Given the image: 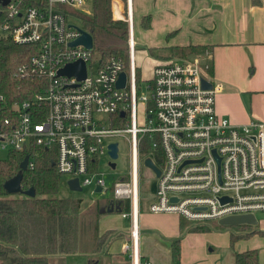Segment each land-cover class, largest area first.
I'll list each match as a JSON object with an SVG mask.
<instances>
[{
  "label": "built area",
  "instance_id": "obj_1",
  "mask_svg": "<svg viewBox=\"0 0 264 264\" xmlns=\"http://www.w3.org/2000/svg\"><path fill=\"white\" fill-rule=\"evenodd\" d=\"M33 1L34 5H26V0L0 3V36L34 47L21 72L44 81L39 93L16 102L15 115L3 120L0 147L29 153L28 168L34 167L32 157L38 150L51 149L56 152L59 173L78 178L82 188L92 186L98 193L100 186V193H105L108 188L99 163L113 143L105 138L129 134L130 172L115 182L110 198L129 203V210L122 214L130 218L132 230L123 251L131 264H153L140 249V170L146 158L160 169V175L151 169L158 180L151 212L176 213L195 225L232 215H264V122L235 125L219 116L216 95L221 86L205 88L201 68L194 62L158 64L148 84L151 95H140L133 0H126L127 62L116 56L94 59V48L71 45L81 36L78 28L82 27L69 18L81 17L79 11L89 0ZM77 61L86 63L84 79L60 74ZM123 71L127 81L120 88L117 82ZM149 101L153 113L147 109ZM140 102L145 124L138 120ZM143 135L153 138L156 149L144 159L140 154Z\"/></svg>",
  "mask_w": 264,
  "mask_h": 264
},
{
  "label": "crops",
  "instance_id": "obj_2",
  "mask_svg": "<svg viewBox=\"0 0 264 264\" xmlns=\"http://www.w3.org/2000/svg\"><path fill=\"white\" fill-rule=\"evenodd\" d=\"M132 4L135 62L142 82L152 79L160 63L194 62L205 79L221 86L216 95L219 116L235 125L264 122V0H133ZM145 16L151 17L148 27L143 24ZM183 223L176 213H154L141 204L142 257L153 264H174L172 242L181 238L180 264H235L236 252L251 249L258 250L259 264H264V234L259 232H264L263 214L258 224L244 229L254 232L233 244L229 231H191ZM98 227L100 235L111 232L103 248L95 252L93 239L87 238L85 252L67 255L65 262L131 264L123 251L131 238L130 218L120 211L109 212L100 216ZM52 259L59 264L58 256Z\"/></svg>",
  "mask_w": 264,
  "mask_h": 264
},
{
  "label": "trees",
  "instance_id": "obj_3",
  "mask_svg": "<svg viewBox=\"0 0 264 264\" xmlns=\"http://www.w3.org/2000/svg\"><path fill=\"white\" fill-rule=\"evenodd\" d=\"M112 2L93 0V13L90 16L82 15V28L93 36L95 51H99L103 60L116 56L127 62L128 23L114 18ZM26 5H34V1L26 0ZM150 20V16L143 18L145 27H148ZM33 48L16 44L9 35L0 36V126L5 118L15 115L16 102L32 99L44 85V81L27 71L21 72V68L28 64L35 53ZM137 75L138 83L141 84L139 69ZM147 109L150 113L154 112L152 101H149ZM152 143L153 138L149 135L141 137L142 159L156 153ZM27 155V152L9 150L7 157L0 158V264H51L53 256L59 257V264H65L67 255L84 250L79 232L80 219L86 212L93 219V250L100 251L111 233L99 234L100 216L114 211H128L129 203L107 198L92 202L84 210L82 199L59 197L63 175L56 168V152L45 148L38 150L34 157L31 155L34 167L23 172V188H34L36 196L10 194L5 183L19 173L20 165ZM188 225L191 231L230 229L232 244L254 232H244L245 228L251 226L249 224L231 227H213L208 223L182 224L183 227ZM180 242L181 238L172 242L174 264H180L181 261ZM235 264H259L258 250L236 252Z\"/></svg>",
  "mask_w": 264,
  "mask_h": 264
},
{
  "label": "rangeland",
  "instance_id": "obj_4",
  "mask_svg": "<svg viewBox=\"0 0 264 264\" xmlns=\"http://www.w3.org/2000/svg\"><path fill=\"white\" fill-rule=\"evenodd\" d=\"M112 9L113 14L116 17H120L122 20H125L126 12H127V3L126 0H113L112 2ZM79 11V10H78ZM82 15H92L93 13V0H89L87 4L85 5L83 11H79ZM80 16L70 17L69 21L72 24H75L79 27H82V21ZM116 19V18H115ZM136 22V21H135ZM128 33V29H127ZM129 37V36H128ZM128 41V38H127ZM97 57H101V54L99 51H95V45H94V59ZM149 81H143L141 83V86L139 88V94L142 93L150 96L151 92L148 88ZM144 105L140 102L138 107V116H139V124H145L146 120H144ZM120 126V125H119ZM122 126V125H121ZM129 134H121L116 135L110 138H105L106 143H118L119 146V157L116 160V168L113 169L110 166L111 158L109 155H105L101 158L99 163V171L103 173V176L106 180L107 184V192L105 193H95L92 186H85L82 191H74L70 188L68 184L69 176L63 175L61 183H60V191L58 196L64 197V198H78L83 200L82 208L85 210L92 202L96 200H102L112 197L113 194V187L116 181L122 178V176L129 174L130 172V142H129ZM9 152V148H2L0 147V158L7 157ZM141 198H142V205L143 207L150 206V203L155 200V195L157 192L158 187V180L156 178V175L154 172L147 167L144 162L141 163ZM94 192V193H93ZM153 197V198H152ZM150 211V210H149ZM262 217V213H257V218L260 220ZM92 217L86 212L82 219H80L81 225H80V244L83 249H86V239L92 238L93 235V224H92ZM185 222H189L187 219H184ZM209 225L213 227H218L219 221H210L207 222ZM189 226V225H188ZM228 227V226H227ZM231 227V226H230ZM210 231H229L231 234L230 229H215ZM209 232V231H208ZM85 252V250H82ZM57 261V260H56ZM56 261L52 259L51 264H57ZM72 261V260H71ZM70 260L68 262H65V264H73Z\"/></svg>",
  "mask_w": 264,
  "mask_h": 264
},
{
  "label": "water",
  "instance_id": "obj_5",
  "mask_svg": "<svg viewBox=\"0 0 264 264\" xmlns=\"http://www.w3.org/2000/svg\"><path fill=\"white\" fill-rule=\"evenodd\" d=\"M8 2L9 0H0V3H2L3 5H6ZM78 29L81 32V36L75 41H73L71 45L73 46L83 45L89 49H93L94 48L93 36L82 28H78ZM60 74L67 75L69 77L76 76L79 80H82L86 77V63L84 61H77L74 63H70L66 67L60 70ZM126 81H127V74L125 71H123L120 74L119 80L117 82L118 87L124 88L126 85ZM203 86L209 89L212 88V83H210L207 79L204 78ZM109 156L112 159V161L109 164L113 169H115L117 166L116 160L119 157L118 143H111L109 145ZM28 163H29V155H27L25 159L22 161L20 165L21 170L19 171V173L13 178L6 181L5 188L10 194L21 193L31 197L36 196V191L34 188L24 189L22 185L23 172L28 169ZM145 165L150 169L154 170L157 173V175H160V169L156 166V164L152 161L151 158L145 159ZM68 184L70 188L74 191L83 190L78 178L69 179ZM101 191H102V187L97 186L96 192H101ZM174 200H176V198H174ZM219 224L223 226H238L243 224L256 225L258 224V218L253 214L232 215L220 219Z\"/></svg>",
  "mask_w": 264,
  "mask_h": 264
}]
</instances>
